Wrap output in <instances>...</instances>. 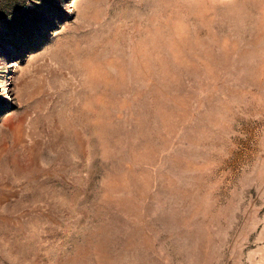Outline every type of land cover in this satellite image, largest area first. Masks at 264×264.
<instances>
[{
  "label": "rangeland",
  "instance_id": "374dc122",
  "mask_svg": "<svg viewBox=\"0 0 264 264\" xmlns=\"http://www.w3.org/2000/svg\"><path fill=\"white\" fill-rule=\"evenodd\" d=\"M0 264H264V0H0Z\"/></svg>",
  "mask_w": 264,
  "mask_h": 264
}]
</instances>
